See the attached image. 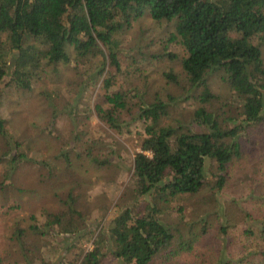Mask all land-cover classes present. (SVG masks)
Listing matches in <instances>:
<instances>
[{
    "label": "rangeland",
    "instance_id": "374dc122",
    "mask_svg": "<svg viewBox=\"0 0 264 264\" xmlns=\"http://www.w3.org/2000/svg\"><path fill=\"white\" fill-rule=\"evenodd\" d=\"M168 29L144 15L115 35L119 71L106 62L101 78L112 74L111 91L130 89V110L121 112L124 123L119 130L94 111L102 100L101 78L95 77L99 56L76 62L71 55L66 63L45 64L29 87L22 88L13 84L11 76L16 51L7 53L6 73L0 79V118L5 129L0 136V264H80L95 245L101 252L99 264H125L109 251L108 226L124 207L141 211L150 200L133 192L132 158L144 132L142 121L131 120L128 112H135L138 98L167 103L159 125L199 131L193 111L202 106L224 119L225 127L236 126L240 101L222 78L224 72L206 74L212 97L201 102L200 87L188 90L180 66L183 50L166 42ZM252 42L264 58V44L257 37ZM166 51L175 56H157ZM168 71L177 82L165 77ZM237 140L240 156L230 163L220 190L210 192L217 171L206 161V187L159 204L162 220L173 226L190 215L207 218L212 229L221 220L227 225L226 235L216 236L215 242L231 256L255 246L259 239L255 233L264 222V127L239 129ZM68 196L75 198L81 213L83 223L77 232L64 234L51 228L39 234L30 229L31 224L42 225L46 213L63 208ZM179 206L184 218H179ZM16 228L23 230L20 239ZM247 228L253 233L245 236Z\"/></svg>",
    "mask_w": 264,
    "mask_h": 264
},
{
    "label": "trees",
    "instance_id": "16d2710c",
    "mask_svg": "<svg viewBox=\"0 0 264 264\" xmlns=\"http://www.w3.org/2000/svg\"><path fill=\"white\" fill-rule=\"evenodd\" d=\"M144 15L163 22L169 28L166 42L183 50L180 66L188 90L200 87V101H209L212 94L205 76L222 70V78L240 101L239 113L236 126L225 127L216 113L197 107L193 121L201 130L196 131L184 125H159L165 101L138 98L134 102L135 112L128 113L131 120L142 121L144 136L132 158L133 192L136 197L148 195L150 200L141 211L126 206L112 218L109 251L125 264H264L263 221L255 233L259 237L255 246L231 256L215 242L216 236L226 235L227 225L221 220L212 229L203 214L190 215L173 226L162 220L159 206L206 187V161L217 171L208 186L210 192L220 190L230 163L240 156L238 130L264 127V58L252 42L257 37L264 44V0H0V79L6 73V55L12 51H16L12 82L22 88L29 87L43 65L66 63L71 55L76 62L99 56L96 80L106 62L117 72L115 35ZM163 55L175 56L168 51L157 56ZM165 77L177 82L171 71ZM112 84V74H104L99 85L102 100L94 111L119 130L124 123L121 112L130 110V89L111 91ZM4 134L0 118V136ZM92 161L98 159L92 156ZM74 203L75 198L68 196L63 208L46 213L42 225L31 224L30 229L39 234L51 228L64 234L77 232L83 221ZM177 212L184 218L181 206ZM16 232L20 239L23 230L16 228ZM244 233L253 232L247 228ZM100 254L95 245L80 264H99Z\"/></svg>",
    "mask_w": 264,
    "mask_h": 264
}]
</instances>
